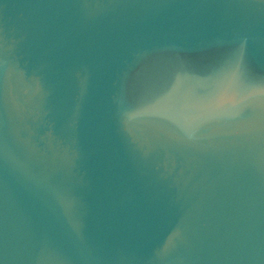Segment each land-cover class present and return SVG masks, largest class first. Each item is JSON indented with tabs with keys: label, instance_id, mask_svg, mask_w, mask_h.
I'll return each mask as SVG.
<instances>
[{
	"label": "water",
	"instance_id": "95a60500",
	"mask_svg": "<svg viewBox=\"0 0 264 264\" xmlns=\"http://www.w3.org/2000/svg\"><path fill=\"white\" fill-rule=\"evenodd\" d=\"M0 264H264V0H0Z\"/></svg>",
	"mask_w": 264,
	"mask_h": 264
}]
</instances>
